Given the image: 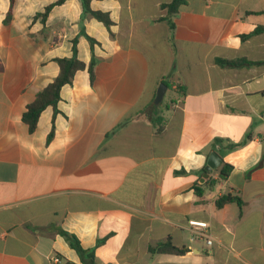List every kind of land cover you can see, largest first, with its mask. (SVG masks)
Wrapping results in <instances>:
<instances>
[{
    "label": "crops",
    "instance_id": "0c3cea01",
    "mask_svg": "<svg viewBox=\"0 0 264 264\" xmlns=\"http://www.w3.org/2000/svg\"><path fill=\"white\" fill-rule=\"evenodd\" d=\"M56 1L16 0L5 24L0 0V264H81L64 233L96 264H264V33L241 39L264 26V0H186L172 34L159 20L172 0H92L110 29L83 17L80 0L34 20ZM75 39L81 61L97 58L95 82L77 71L54 120L48 107L31 133L23 113ZM217 139L232 169L202 183ZM228 193L245 207L216 208ZM191 222L207 224L211 244ZM168 238L188 252H148Z\"/></svg>",
    "mask_w": 264,
    "mask_h": 264
},
{
    "label": "trees",
    "instance_id": "16d2710c",
    "mask_svg": "<svg viewBox=\"0 0 264 264\" xmlns=\"http://www.w3.org/2000/svg\"><path fill=\"white\" fill-rule=\"evenodd\" d=\"M15 1L16 0H10V9L4 20L5 24H8L12 18ZM80 1L83 8V17L92 16L99 22L103 23L105 27H107L108 29L111 28L113 22L108 13L93 10L91 8L92 0H80ZM63 2L64 0H58L50 4L45 8L44 12L36 14L34 20L41 18L42 22L45 23L51 10L58 5H61ZM185 4H186V0H172L168 4L161 5V9L166 10V15L160 18L159 20L165 21L167 23L171 34L175 30L174 17L178 14L180 7ZM261 33H264V26H257V28L251 34L243 35L241 36V39L246 40L251 38L252 36L259 35ZM86 38L88 39L91 48L93 49L97 41L87 35ZM170 40L173 41L172 35L170 36ZM72 50H73V55L71 57L57 58L55 60L60 69L58 76L47 87H45L43 90L37 93L34 101L31 102L26 107V110L23 113L22 120L29 127V131L31 133H33L36 130L41 114L48 107H51L54 111V116H53V120H54L55 116L59 113L58 104L61 101V90L65 85L72 84L77 71L87 69L90 76L91 84L93 85L95 82V67L97 65V58L95 57L94 53L92 54L90 63L86 65L83 61H81L78 58L77 39L73 41ZM216 63L221 67L238 68L241 66L261 64L262 62H252L247 59L226 60V59L218 58L216 60ZM156 120L158 121V119L155 120L152 119L154 125H158ZM159 132H161V126L157 127V133ZM53 136H54V121L51 132L48 135V142L53 138ZM221 141L222 140L220 139H217L215 141L214 144L215 151L213 152L217 151V153H220V151L216 149V143ZM237 146H238L237 144L227 143L225 149L230 151ZM231 169H232L231 165L224 163L219 172V179L226 180ZM203 172L204 173L206 172L205 168L203 169ZM209 181H212V183H214L213 180H208V182ZM195 192L197 193L198 196H202L204 193V191L198 187L195 188ZM229 203H236L240 208H243L246 205V203L243 201L241 196L237 194L228 193L219 197L215 201V206L216 208L220 209ZM63 235L66 238V240L69 242L70 246L79 255L81 259V264H96L95 250L93 248L91 249L83 248L80 241L75 235L69 233H64ZM104 242L105 239L99 240L97 245H100ZM148 252L152 255L171 254V255L182 256L188 252V248L178 247L172 243L170 238H168L167 240L159 242L156 245L149 246Z\"/></svg>",
    "mask_w": 264,
    "mask_h": 264
},
{
    "label": "water",
    "instance_id": "95a60500",
    "mask_svg": "<svg viewBox=\"0 0 264 264\" xmlns=\"http://www.w3.org/2000/svg\"><path fill=\"white\" fill-rule=\"evenodd\" d=\"M167 86L165 84H161L156 92V97L154 103L158 105L162 102L164 95L166 93ZM223 163L222 157L217 152H212L207 159V164L205 166V173L201 178V182H205L206 179L210 177V173L214 170H217Z\"/></svg>",
    "mask_w": 264,
    "mask_h": 264
},
{
    "label": "built area",
    "instance_id": "2783aa9c",
    "mask_svg": "<svg viewBox=\"0 0 264 264\" xmlns=\"http://www.w3.org/2000/svg\"><path fill=\"white\" fill-rule=\"evenodd\" d=\"M191 224L193 226H195L197 228V233L202 236L207 238V243L211 244L212 240L210 237H208L205 233V229L207 228V224L206 223H197V222H191ZM55 262H58L59 260L57 258L54 259Z\"/></svg>",
    "mask_w": 264,
    "mask_h": 264
},
{
    "label": "rangeland",
    "instance_id": "374dc122",
    "mask_svg": "<svg viewBox=\"0 0 264 264\" xmlns=\"http://www.w3.org/2000/svg\"><path fill=\"white\" fill-rule=\"evenodd\" d=\"M160 87V85L157 87V90H158V88ZM167 99H168V95L166 96V99H165V101L164 102H166L167 101ZM160 104V103H159ZM158 104V105H159Z\"/></svg>",
    "mask_w": 264,
    "mask_h": 264
}]
</instances>
